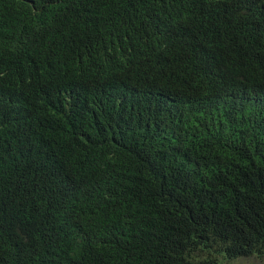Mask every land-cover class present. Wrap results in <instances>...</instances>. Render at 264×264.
<instances>
[{
	"label": "trees",
	"instance_id": "trees-1",
	"mask_svg": "<svg viewBox=\"0 0 264 264\" xmlns=\"http://www.w3.org/2000/svg\"><path fill=\"white\" fill-rule=\"evenodd\" d=\"M264 259V0H0V264Z\"/></svg>",
	"mask_w": 264,
	"mask_h": 264
},
{
	"label": "rangeland",
	"instance_id": "rangeland-1",
	"mask_svg": "<svg viewBox=\"0 0 264 264\" xmlns=\"http://www.w3.org/2000/svg\"><path fill=\"white\" fill-rule=\"evenodd\" d=\"M228 264H264V259L258 258H240Z\"/></svg>",
	"mask_w": 264,
	"mask_h": 264
}]
</instances>
